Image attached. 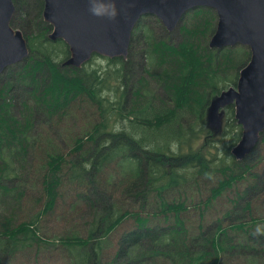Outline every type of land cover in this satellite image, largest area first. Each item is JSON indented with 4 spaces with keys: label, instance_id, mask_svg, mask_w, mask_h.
Returning <instances> with one entry per match:
<instances>
[{
    "label": "trees",
    "instance_id": "1",
    "mask_svg": "<svg viewBox=\"0 0 264 264\" xmlns=\"http://www.w3.org/2000/svg\"><path fill=\"white\" fill-rule=\"evenodd\" d=\"M13 2L16 13L11 26L23 33L30 54L22 64L0 75V264H22L28 250L43 241L40 223L54 213L60 190L65 186L63 177L73 187L85 185L92 194H106L112 186L129 184L125 192L132 199L158 192L160 200L156 211H142L146 216L119 209L115 213L111 203L107 215L97 214L86 239L62 240L61 245L71 252L74 264H107L102 262V248L97 245L101 246V241L129 218L137 227L121 238L110 264H264V211L255 206L256 199L264 194V174L255 173L264 165V158L253 163L260 142H264V133L243 162L232 158L226 163L209 150L212 158L203 155L181 166L182 171H189L188 175L173 170L178 166H168L184 160L181 123L185 115L194 109H207L215 97L236 87L241 70L251 59L246 47L209 48L217 27L216 13L209 8L194 9L183 17L175 31L161 28L156 36L144 24L154 17L141 19L134 29L128 58L108 60L119 67L113 72L119 81L116 88L121 90V99L125 95L131 110L123 114L122 108L114 107L106 98L105 74H87L83 68L63 66L70 52L63 41L48 39L52 28L43 19L44 0ZM26 93L24 100L21 97ZM157 102L161 104L156 105ZM86 103L96 108L100 123L74 139L68 153L73 160L69 163L62 150L48 140V130L54 127L55 120L77 119L76 110ZM113 108L118 109L121 120H128L129 126L110 130L105 114ZM42 120L46 124H40ZM105 126L111 133L97 140V133ZM224 134L231 136L227 150L230 157L231 148L242 134L234 107L227 110ZM206 143L216 147V140ZM173 145L177 150L172 149ZM187 161L185 158L184 163ZM205 165L211 167L210 171ZM110 170L113 171L105 176ZM211 171L220 172L221 178L216 173L210 175ZM200 177L205 182L219 180L210 189L204 209L198 206L189 214L185 201L168 203L161 197L184 194L185 183L192 182L191 187H196L195 181ZM246 180H253L254 184L241 193H233V186ZM25 182L34 192L42 189L44 202L28 221L18 222L23 197L19 187ZM226 194L238 212L231 215L234 222L226 226L221 219L214 224L211 219L206 220L215 202ZM35 202L41 203L39 199ZM84 202L95 210L93 198L84 195ZM143 209H148V204ZM215 210L221 211L218 206ZM196 218L204 220L194 229L189 221ZM223 218L230 220L227 213ZM258 227H262L261 233L257 232Z\"/></svg>",
    "mask_w": 264,
    "mask_h": 264
},
{
    "label": "water",
    "instance_id": "2",
    "mask_svg": "<svg viewBox=\"0 0 264 264\" xmlns=\"http://www.w3.org/2000/svg\"><path fill=\"white\" fill-rule=\"evenodd\" d=\"M113 5L118 12L115 19L110 18ZM197 8H209L217 15L208 44L211 50L242 46L251 52L237 89L216 97L208 112L209 125L219 131L220 110L234 106L243 132L231 153L242 161L264 133V0H44L43 19L52 28L48 39L61 40L69 48L63 66L81 69L93 55L127 59L133 31L143 17L152 16L173 32ZM15 13L13 0H0V75L29 57L23 33L11 26Z\"/></svg>",
    "mask_w": 264,
    "mask_h": 264
},
{
    "label": "rangeland",
    "instance_id": "3",
    "mask_svg": "<svg viewBox=\"0 0 264 264\" xmlns=\"http://www.w3.org/2000/svg\"><path fill=\"white\" fill-rule=\"evenodd\" d=\"M146 25H148L153 34L156 36V32L161 33V28L163 26L158 22L155 18H148L145 20ZM25 37V36H24ZM26 39V38H25ZM28 43V42H27ZM141 46V42L139 43V47ZM29 48V47H28ZM138 52V51H137ZM138 54H140L138 52ZM138 60V58H136ZM22 64V63H19ZM18 65V64H16ZM15 66V65H14ZM119 68L118 66L112 65L108 58L103 56L93 57L88 63H86L83 67L85 73L93 74L95 72H99L100 74H105L106 78V98L114 103V107L122 108L125 112L128 113L130 110L129 103H125L126 97L121 99V90L120 88H116L119 81L115 74L113 73L115 69ZM98 70V71H97ZM233 89H237V87H231ZM230 88V89H231ZM105 89V86H103ZM229 90V89H228ZM226 90V91H228ZM15 89L12 91L15 93ZM28 92V91H27ZM225 92V91H224ZM27 93L22 96L21 98L25 100V96ZM156 102V101H155ZM123 103V105H121ZM161 103H156V105H160ZM106 106L110 109V105L106 104ZM230 107L224 108L220 110V114L223 115L221 121V129L218 131L213 126L209 125L208 122V112L210 107L204 110H192L191 113H187L182 120V135H183V158L188 159L186 163L184 160L179 162V165L176 162L169 163L168 166H178L176 169L179 170L178 173L187 175L189 171L184 172L181 169L183 164H187L193 161L198 160L201 156L205 155L206 157L212 158V155L209 153V150L216 155H219L222 159H225L226 163H230L231 159L234 158L232 156V149L240 142L231 148L230 154L231 156H227V150L230 147L229 140L231 136H226L224 134L226 123H227V110ZM113 108L110 112L105 114V117L108 119V125L110 130L118 131L126 126H129V122L127 119H120L118 109ZM77 119H63V120H55L54 127L48 130L50 134L49 141L57 148H60L63 154L66 156V161L71 163L73 157L68 155L69 150L73 146L74 139L77 137H81L87 132L90 131V127L93 125H97L100 123V117L98 111L95 107L90 104H82L78 110H76ZM40 124H46L44 121H40ZM104 130H100L97 133V140H102L101 135L110 134L107 130V126L103 128ZM209 139L216 140V147L211 148L208 143H206ZM262 139V138H261ZM125 142L122 143V146ZM181 147V146H180ZM172 149L175 151L177 150V146L173 145ZM217 149V150H216ZM181 152V154H182ZM254 152V151H253ZM252 154V153H251ZM250 154V155H251ZM249 155V156H250ZM249 156L244 158L243 162ZM182 158V159H183ZM264 158V142L261 141L259 144V149L256 151V154L253 156V163L255 164L259 160ZM205 163V162H203ZM252 162H249L251 164ZM207 170L210 171V166L205 165ZM214 168V166L211 164ZM262 168L259 170H255V173L258 175L264 174V165H260ZM113 170L106 171L105 176ZM212 173L218 174V178H221V173L217 171H211L209 174ZM67 174V173H66ZM213 175V174H212ZM25 176V175H23ZM207 177V176H202ZM200 177L197 181H195L196 187H191V183L186 184V191L184 194H172L170 196L165 195L161 196L166 202H184L188 207V213L195 211L194 208L201 209L203 208V203L207 200L210 196V189L216 185L218 179H214L210 182L203 181L204 178ZM63 181L65 186H62L60 190L61 196L58 197L57 204L55 207V211L53 214L46 217V219L40 223V237L42 238V242L35 243L34 246L28 250L27 255L23 256L20 263L22 264H74V260L72 261V254L65 247L61 245V242L65 238H81L86 239L90 234V230L92 225L94 224V219H97V214H103L104 216L108 214V207L111 203L114 204L115 213L117 210L124 211L128 210L131 212H140L141 215L146 216L147 211L152 213V211H156L159 200V193H150L147 198L134 200L125 192L127 185H118L112 186L110 191H107L106 194L103 192L94 193L86 188L85 185H78V186H71L69 184V180L67 177H63ZM253 180H246L240 182V184H235L233 186V193L234 191L241 193L242 190L247 188L248 185H253ZM20 192L23 194L22 203L19 207L20 210L17 214V221L18 222H25L30 219V217L38 212L44 202V197L41 196V188L40 190L33 191L30 189L29 183L25 182L24 185L20 186ZM84 195L93 198V201L96 202L95 210L89 209L87 207V203L84 202ZM161 195V194H160ZM229 195V194H228ZM227 194L223 196L221 199L215 202V208L212 209L211 212L206 214V220L211 219L213 224L217 219H221L225 225L227 226L231 222H234L235 219L231 218L232 214L238 213L232 203H229L226 198ZM167 197V199H166ZM96 198L100 199L95 200ZM226 198V199H225ZM40 200L41 203L37 204L35 201ZM160 201V200H159ZM148 209H143V207H147ZM191 206V208H190ZM217 206L221 209V211L215 210ZM255 206L257 209L264 211V194H261L255 202ZM160 209V207H159ZM211 209V206H210ZM204 212V210H203ZM227 213L230 216V220L223 218ZM186 214V213H185ZM183 215L184 218L188 221V215ZM242 217V216H240ZM247 220L250 218L243 217ZM205 219V217H204ZM203 219V220H204ZM202 220V221H203ZM199 221V218L195 220H190L189 225L194 229H197V225L202 223ZM219 221V222H220ZM136 224L134 223L133 219L129 218L126 221L122 222L115 232L106 240L101 241V255H102V262L110 264L111 261L115 259V256L119 250V242L123 236H126L127 233L133 232L136 229ZM257 227V226H256ZM262 227H258L257 232L261 233ZM204 232V230H203ZM255 232V231H253ZM98 244V243H96ZM92 247V246H90ZM88 248L90 250L91 248Z\"/></svg>",
    "mask_w": 264,
    "mask_h": 264
},
{
    "label": "clouds",
    "instance_id": "4",
    "mask_svg": "<svg viewBox=\"0 0 264 264\" xmlns=\"http://www.w3.org/2000/svg\"><path fill=\"white\" fill-rule=\"evenodd\" d=\"M118 15V12L115 8V5L112 6V11H111V14H110V18L112 19H115V17Z\"/></svg>",
    "mask_w": 264,
    "mask_h": 264
}]
</instances>
